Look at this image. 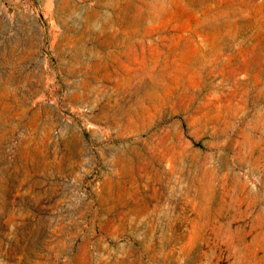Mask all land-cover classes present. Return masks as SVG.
I'll return each instance as SVG.
<instances>
[{"label": "rangeland", "instance_id": "374dc122", "mask_svg": "<svg viewBox=\"0 0 264 264\" xmlns=\"http://www.w3.org/2000/svg\"><path fill=\"white\" fill-rule=\"evenodd\" d=\"M0 264H264V0H0Z\"/></svg>", "mask_w": 264, "mask_h": 264}]
</instances>
